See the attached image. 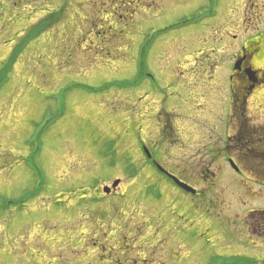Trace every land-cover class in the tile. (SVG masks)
Returning a JSON list of instances; mask_svg holds the SVG:
<instances>
[{"label": "rangeland", "instance_id": "374dc122", "mask_svg": "<svg viewBox=\"0 0 264 264\" xmlns=\"http://www.w3.org/2000/svg\"><path fill=\"white\" fill-rule=\"evenodd\" d=\"M249 1L0 0V264H264V142L238 129L263 81L230 118Z\"/></svg>", "mask_w": 264, "mask_h": 264}, {"label": "flooded vegetation", "instance_id": "af4514ba", "mask_svg": "<svg viewBox=\"0 0 264 264\" xmlns=\"http://www.w3.org/2000/svg\"><path fill=\"white\" fill-rule=\"evenodd\" d=\"M252 5L250 12H253V9L259 10V7L253 3V0H250L248 6ZM264 31L258 32L251 39L249 38L242 46L241 51L236 54V59L234 63H239V68L234 70L230 76V91H231V100L232 106L230 110V118L237 117L238 107H245L247 100L252 97L254 90L264 82V69L255 67V59L259 56H256L259 47L264 44ZM261 56V55H260ZM254 58V59H253ZM253 61V62H252ZM253 76V78L250 77ZM236 107V110H234ZM234 110V111H233ZM245 115V114H244ZM242 118V116H240ZM245 124V122L240 123ZM239 126L238 129H241V133L246 132L249 127Z\"/></svg>", "mask_w": 264, "mask_h": 264}, {"label": "trees", "instance_id": "16d2710c", "mask_svg": "<svg viewBox=\"0 0 264 264\" xmlns=\"http://www.w3.org/2000/svg\"><path fill=\"white\" fill-rule=\"evenodd\" d=\"M245 117L247 118V116L245 115ZM247 127H248V124H247ZM252 130V132L253 131H256V136H251V137H248L247 136V138H248V140H246V139H244L245 141H248V144H250L251 143V139H255V138H258L259 136H261V140L259 139V141H261V142H264V127H260V128H251V127H249V129L248 130H246V132H244L245 134L246 133H252V132H250ZM243 133V134H244ZM243 140V141H244ZM263 158H261V160H262ZM262 164L264 165V162H262ZM257 178H259V180H262V179H264V177L262 178L261 176H257ZM26 195H28V194H26ZM36 195V193H34V194H31V195H28V196H32V197H34ZM15 204V203H14ZM242 259H240V261H241ZM232 264H240V262L238 261V260H234L233 262H232ZM243 264H245V263H243Z\"/></svg>", "mask_w": 264, "mask_h": 264}, {"label": "water", "instance_id": "95a60500", "mask_svg": "<svg viewBox=\"0 0 264 264\" xmlns=\"http://www.w3.org/2000/svg\"><path fill=\"white\" fill-rule=\"evenodd\" d=\"M237 67L239 68V63H237ZM250 77L252 78L253 76L250 75ZM119 184H120V182H119V181H116V182L114 183V185H113L114 188H116ZM180 186H181L182 188L188 190V191H192L190 188H188V187L185 186V185L180 184ZM105 191H106L107 193H110V189H108V188H105Z\"/></svg>", "mask_w": 264, "mask_h": 264}]
</instances>
